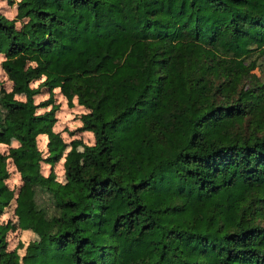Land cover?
<instances>
[{"label": "trees", "instance_id": "16d2710c", "mask_svg": "<svg viewBox=\"0 0 264 264\" xmlns=\"http://www.w3.org/2000/svg\"><path fill=\"white\" fill-rule=\"evenodd\" d=\"M15 4L0 13V264H264V0ZM56 89L93 143L54 130Z\"/></svg>", "mask_w": 264, "mask_h": 264}, {"label": "rangeland", "instance_id": "374dc122", "mask_svg": "<svg viewBox=\"0 0 264 264\" xmlns=\"http://www.w3.org/2000/svg\"><path fill=\"white\" fill-rule=\"evenodd\" d=\"M18 0H14L16 3ZM10 3V0H0V13L5 14L9 18H14L16 16V4ZM4 60V56L0 55V88L4 87L7 90H11L13 87L12 81L8 78L5 71L2 67V61ZM259 66L254 71L257 76H260L264 79V58H260L258 60ZM39 81L35 84L37 86ZM54 94L55 103L59 105V108L56 111L57 122L54 126V130L56 132H60L62 137L67 143H71L74 139H82L85 143H93L94 135L89 131H81L79 130L81 126L80 117L87 110L78 105L75 100V105H69L67 98L61 94L59 89H56ZM50 91L47 87L41 88L40 92L35 96L36 103H40L42 101L48 100L50 98ZM52 105L41 108L39 111L43 112L47 109H50ZM47 136H39L38 143L39 147L45 154L48 152L47 147ZM13 146H16L17 143L15 141L12 142ZM0 149L2 151H7L9 147L1 146ZM11 164V163H10ZM43 172L44 174H49L51 171V166L49 164L43 163ZM54 171L57 174V177L60 179L64 172V160L56 162L54 165ZM10 177L7 179V184L15 189H19L22 185V177L19 171L13 166H10ZM12 217V215H11ZM12 220L15 222L16 219L12 217ZM21 236V231L17 230L16 233L9 236V246L13 247L18 244V240Z\"/></svg>", "mask_w": 264, "mask_h": 264}]
</instances>
